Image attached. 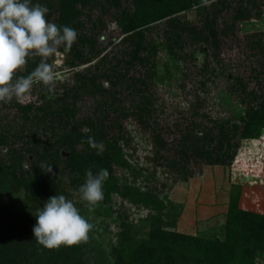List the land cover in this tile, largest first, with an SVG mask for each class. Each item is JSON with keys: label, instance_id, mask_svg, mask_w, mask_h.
<instances>
[{"label": "trees", "instance_id": "obj_1", "mask_svg": "<svg viewBox=\"0 0 264 264\" xmlns=\"http://www.w3.org/2000/svg\"><path fill=\"white\" fill-rule=\"evenodd\" d=\"M32 2L78 36L69 52L57 49L61 66L56 52L47 59L61 74L51 87L34 84L29 101H0V264H256L264 255V210L241 208L233 197L222 237H202L173 231L164 204L175 181L202 165H235L264 134V32L242 30L262 18L264 0ZM110 23L115 28L108 30ZM160 51L171 61L158 67ZM41 59L29 56L14 79ZM168 63L182 78L160 97L155 87L170 74ZM214 82L216 93L208 95ZM86 102L88 115L81 110ZM88 137L104 144L101 154ZM123 146L139 164L134 170ZM102 168L109 176L95 207L110 218L101 234L106 243L88 233L82 247L50 249L37 242L33 227L17 232L13 204L30 216L56 194L71 200L86 171ZM18 193L23 200L11 198ZM153 210L165 212L163 222L153 216L148 235L135 238L131 221Z\"/></svg>", "mask_w": 264, "mask_h": 264}, {"label": "rangeland", "instance_id": "obj_2", "mask_svg": "<svg viewBox=\"0 0 264 264\" xmlns=\"http://www.w3.org/2000/svg\"><path fill=\"white\" fill-rule=\"evenodd\" d=\"M109 28L115 27L112 23H110V25H108V30ZM242 30L245 32L256 30L264 32V15L260 20L243 25ZM105 34L110 35V38L117 41V39L114 38V33L109 34L106 31ZM106 37L108 38V36ZM54 59L57 67L62 65L65 58L63 53L56 52ZM170 59L171 57L167 54V52L160 51L157 55L158 67H160L159 63L166 62ZM168 64H170L168 66L170 74L168 76H164L163 81H159L155 87L160 97L167 96L168 94L170 95L171 92L173 93L176 91L182 78L180 69H175L174 65L171 63ZM157 71L160 73L159 70ZM53 73L55 77H58L59 75L61 76V74H57L55 72ZM216 86H218L217 82H214V84H208V95L216 93ZM33 98H35V95L32 94L31 91V93L26 95L22 100L29 101ZM89 108L90 104L86 102L85 105L81 107V110L85 112V115H88ZM137 139L139 141L140 137ZM141 148L142 147L135 150L139 151L141 155L144 152L143 155H145V151H140ZM121 149L124 151L122 156L127 168L134 170V167L136 168L138 162L134 158L132 159L130 155L131 152L127 153L125 146ZM249 149L252 150L249 151ZM239 155L240 156L236 158L237 162L235 165L230 167L208 164L202 165L194 170L195 172H192L193 175H189V177L185 178V180L180 179L175 181V183L170 186V190L167 191V204H164L168 214H165L163 211V215H160L161 211L155 210L149 212L140 211L139 215H137L138 217L131 221L130 230L134 234L135 238L140 239L148 235L152 227V223L156 222L155 217L152 220L151 218L153 216H157L161 222H163L164 214L168 218H174L170 224V228L173 231L193 234L195 236L221 238L226 213L233 197L238 198L241 208L252 211H263L264 134L259 139L257 144H254L249 148H245L241 153H239ZM154 192L156 193L157 199H162L161 194H158L155 190ZM18 194L19 195H12L11 198L17 201L23 200L20 193ZM71 200L80 210V214L87 218L88 222L93 225L92 229L89 231L90 235L93 234L94 239L98 238L101 242L106 243L107 239L101 236V234H105L107 231L106 221H109L110 218L104 213L99 212L95 205H89L87 202L82 201L78 194H75ZM17 203L18 202L12 205L13 209L11 216L16 219L19 224L20 230L17 232H20L25 226L26 228L33 227L34 224L31 222L34 220L31 221L28 217L35 218V212H32L29 216L27 210L17 206L19 205ZM111 210L112 209H107L103 212L109 214L111 213ZM157 212L159 215H157ZM110 224L111 223H109L108 228ZM77 247H82V245L77 243ZM256 264H264V255H258L256 257Z\"/></svg>", "mask_w": 264, "mask_h": 264}, {"label": "clouds", "instance_id": "obj_3", "mask_svg": "<svg viewBox=\"0 0 264 264\" xmlns=\"http://www.w3.org/2000/svg\"><path fill=\"white\" fill-rule=\"evenodd\" d=\"M48 12L46 5L32 0H0V101L15 98L20 102L31 93L34 84L51 87L54 83V73L46 61L59 47L69 52L78 33L67 25H57L46 19ZM29 56L41 57L40 64L27 76L14 79L15 70L24 66ZM87 143L97 154L104 150V144L94 137H88ZM85 176L78 195L87 204L96 205L104 199L103 183L109 172L102 168L94 174L89 169ZM35 218L33 236L39 244L50 249L86 241L93 227L74 202L64 195L49 197L36 210Z\"/></svg>", "mask_w": 264, "mask_h": 264}]
</instances>
